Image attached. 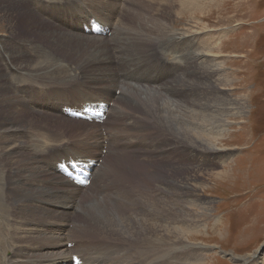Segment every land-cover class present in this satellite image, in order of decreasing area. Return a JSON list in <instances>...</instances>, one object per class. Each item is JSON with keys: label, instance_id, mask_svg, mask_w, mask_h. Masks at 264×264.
<instances>
[{"label": "bare ground", "instance_id": "6f19581e", "mask_svg": "<svg viewBox=\"0 0 264 264\" xmlns=\"http://www.w3.org/2000/svg\"><path fill=\"white\" fill-rule=\"evenodd\" d=\"M138 1L34 0L32 10L37 13L31 16L23 2L9 0V6L15 9L14 22L18 16L25 21L26 17H32L34 38L30 43L19 45V53L28 55L31 64L21 62L11 47L10 52L5 50L2 54L15 64V73L28 74L33 79L30 87L24 86L20 97L11 91L6 72L0 85V158L4 185L7 183L5 187L9 190L4 198L0 193V201L5 200L4 204L0 202V232L5 246L10 249V264H15L13 258L18 257L13 249L28 256L39 254L38 263L32 264H98V254L102 253L108 256V262L104 264H151L158 259L173 264H199L202 251L207 250L185 243H189L192 234L201 228L198 218L204 217V212L209 209L197 189L207 186L201 179L204 171L213 166L224 168L234 158L233 150L222 144L224 140L219 141L227 133L229 116L242 117L247 106L228 93V87L233 84L225 72L224 56L221 55L224 47L221 42L226 34L214 37L213 33H206L205 41H200L198 36L209 30L207 25H189L175 33L169 30L165 9L150 5L158 0L142 4ZM197 1L181 0L177 5L180 14L184 9L193 14ZM145 10L147 14L149 11L157 14L147 16ZM134 15H140L142 20L138 19L136 23L137 19H134L136 24L129 25L127 18ZM35 19L48 31L38 30L39 22L35 23ZM94 24L104 29L96 36ZM50 25L55 26L54 29H50ZM85 28L90 35L82 31ZM105 32L112 33L113 37L104 39ZM194 42L197 43L195 50L192 49ZM176 44H179L176 51L168 53L171 57L167 61L175 63L172 69L166 66L169 73L162 61L167 56L161 46L169 51L168 47ZM131 70L133 74H140L142 82L125 74ZM155 75L161 79L151 85L154 81L150 77ZM169 86L172 88L168 89ZM117 91H120L119 97ZM167 95L178 100L176 109L164 110L162 101ZM99 104L108 106L107 119L113 123L110 125L107 121L110 125L105 127L107 135L96 123L97 119L89 123L68 117L69 110L81 112L85 107L94 109ZM58 106L61 107L60 116L50 111H58ZM118 106H124V109L120 110ZM137 113L143 114L144 121L135 118ZM35 116L57 119L61 123L58 127L55 123L43 124ZM50 125L54 126L51 128ZM62 125L71 130L74 138L81 140L71 146L63 136L62 128L65 127ZM126 127L142 131L146 136L141 134L134 141L123 143L122 133ZM153 130L161 133L160 138L155 137L159 139L156 141L158 147L163 145L165 138L183 148L178 161L182 159L186 163L183 168L187 166V170L178 175L175 173L181 166L177 163L169 165V171L176 176L165 180L157 189L167 187L162 189L163 192L159 191L165 196L170 193L173 198L167 200L169 197L166 196L160 204L153 197L155 189H143L139 185L141 171L148 167L143 163L130 168L127 163L136 160L130 158V153L148 147L147 132L153 134ZM34 131L44 142L36 140L32 145L24 139L25 133ZM106 149L119 159L115 163L119 168L117 174L106 159L100 163ZM159 151L162 150L155 153ZM33 159L45 160L44 167L62 180L64 191L36 184L44 175L36 176ZM72 160L82 162L91 170L89 189L75 184L77 181H71L61 172L60 165ZM209 160L214 164L207 167ZM102 168L111 185L100 184V188L99 185L94 187L96 193L89 195ZM223 175L221 172L216 177ZM115 186L118 191L108 193ZM3 187L1 185V190ZM84 190L90 191L78 196ZM39 201H46L53 211L38 205ZM5 203L18 216L15 219L16 235L10 231L13 222L10 219L14 217ZM80 211L82 216L78 214ZM49 223L54 224L52 229L42 228L43 224ZM75 225L73 234L77 237L69 240ZM150 247L153 248L149 250ZM159 248H173V252L158 257L149 255L148 251ZM232 260L246 264L245 258L233 257Z\"/></svg>", "mask_w": 264, "mask_h": 264}, {"label": "rangeland", "instance_id": "374dc122", "mask_svg": "<svg viewBox=\"0 0 264 264\" xmlns=\"http://www.w3.org/2000/svg\"><path fill=\"white\" fill-rule=\"evenodd\" d=\"M20 1L24 3V7L29 12L27 10L26 11L30 13L31 16L33 14L36 15L37 10H32L34 0ZM169 1L171 3L167 5ZM135 2H137V0H135ZM142 2H148V0L138 1L139 4H142ZM197 2L198 5L195 7L193 14H191L188 9H184L183 13L180 14L181 10L177 5H180L181 0H158L150 5L155 7V9L160 6L161 9H165V16L168 14L166 18L168 19L167 21H169V30H172L175 33L180 32L186 27H189V25L195 27L207 25L209 26V30L203 31V34L198 36L200 41H205L207 37L206 33H213L214 37L218 36L220 33L227 35V37L223 38L221 42L222 45H224L221 55L224 56L223 59L225 62V72L229 74L230 80L233 84L228 87V93L233 99L242 101L245 104V107H247L242 117L229 116L227 121V133L225 137L219 141L221 143L224 140V143L222 144L227 146L228 148H226L228 150H233L232 155H234V158H232L228 164L224 166V168L213 166L209 171H204L202 174L204 179H201L207 184V186H204L202 190L197 189V193L199 196L203 197V200L208 204L207 209H209L206 211L207 213L204 212V217L198 218V220L201 222V228H199L198 232L192 234L193 238L191 237L189 243H185L186 245L200 248L204 247L207 249L205 252L202 251V256H200L201 261L199 264H237L236 261L232 260L233 257L239 258L241 260L245 258L246 264H264V0H198ZM10 4L11 3H9V0H0V85L2 83V76L5 75L6 72L9 78V86L11 91L17 97H20V95L23 93L22 91L24 86H26V88L30 87L33 83V79L28 74L20 75L15 73L13 71L15 64L9 62L7 60L9 58L3 56L2 54L5 50V52H10L12 49L13 54L21 62L31 64L32 60L28 55L19 53V45L34 41V38L31 34L32 17H26L27 21H25V19H21L18 16V19L14 22L13 11L15 9L12 10V8L9 6ZM171 4L174 6L171 7ZM132 5H130V7ZM145 11L146 13H144L147 14V10ZM150 12L151 11H149V14H157ZM149 14H147V16H149ZM141 18L142 17L140 15H134V17H131V19L129 17L127 18L128 20H126L130 25L133 23H138V19L141 21ZM134 19H137L136 23ZM36 21L39 22L35 19L34 22L36 23ZM13 22L15 23V26ZM113 23L116 24L117 22L114 20ZM51 26L53 25L48 27L50 29H54L55 26L52 28ZM37 29L43 32L48 31V29L41 22H39V27ZM82 31L90 35V32L87 28ZM76 32L78 33L80 31ZM111 37H113L112 33H107L103 36L104 39L109 40ZM215 41L216 40H214V42ZM178 46L179 44L168 47L169 51L166 50L164 45L161 46L163 52L166 53L165 56H167L164 60H162L165 67L168 66L170 69H172V67L175 65L174 62L167 61L171 57V54L168 55V53L175 52ZM196 47L197 43L194 42L192 49L195 50ZM213 53L217 54V52ZM57 54L62 56L61 53ZM154 62L156 63L155 60ZM154 66H156V64ZM168 67H166L167 71ZM145 68H143L142 71L146 72ZM125 74H127L129 78L134 77L135 81L138 79L142 82L140 74L137 75L136 72L133 74V70ZM150 79L154 81L151 83V85H156L161 77L159 75H155L150 77ZM171 88V86L168 87V89ZM119 95L120 91H117L116 96L119 97ZM167 96L164 97L162 101L164 104V110L170 111L174 108L176 109V107L179 105L178 100L171 95ZM114 104V101L111 102L112 106ZM118 107L120 110L124 109V106ZM58 108V111H50L54 112L55 114L58 113L60 116L61 107L58 106ZM137 115L138 116L135 117L137 120L144 121L142 119L143 114L137 113ZM35 118H38L39 122L43 124L55 123L57 127L61 123L57 119L54 121L53 118H47L44 116H35ZM109 119L104 121L105 124L99 123V126L105 134V127L113 125ZM107 121H109L111 124L108 125ZM30 122L33 123V121ZM50 126L52 128L54 125ZM62 126L65 127L64 125ZM62 129L65 140L70 142L71 146L77 144V142L81 140L79 138H74V134L70 129L67 130V127ZM141 134L142 131L126 127V130H124L122 133L123 143L134 141L136 138H138V135ZM142 135L146 136V133ZM160 135L161 133L159 131H154L153 134L149 133V135L147 132L146 142L148 147H145V150L138 148L139 150H136L137 152L134 153L135 155L130 153V158L132 157L136 160H134V162H127L130 163V168H135L136 166L139 167L141 166L140 164L143 163L148 167L147 169L141 171V180L139 185L143 189H155L156 191L154 190L153 192L156 194L158 193V196L153 192L152 194H154L153 197L155 200L157 198L156 201L158 204H160V202H164L167 198L166 196L169 197L167 200L173 198L172 194L170 193L166 196L164 193H162V189L167 187L164 186L165 188L162 187L161 189H157V187L163 184L165 180L175 178L176 175L174 176L173 172L169 171V165H175L177 163L179 166H181V168H179L180 171L175 173L178 175L187 170V166L183 168L186 165L185 161L182 159L179 160L181 162L178 161V157L181 156L183 148L178 146V143L173 142L172 139H167L165 141V138L162 140L163 145L158 147L156 141L159 139L155 137L160 138ZM24 139L30 142L32 145L36 140H41L44 142V139L39 137L35 131L25 133ZM155 149L162 151L155 153ZM151 150L153 152H151ZM104 159H106V163L108 161L109 166H114L112 171L117 174L119 168L115 165V163L118 162L119 159H116V157L113 155L111 156L107 149L103 150L102 160L100 163H102ZM44 161L39 162L33 159V162L37 168L36 176L41 177L44 175V177H42L40 181H37L36 184L50 189H59L64 191V183H62L61 179L56 178L52 173L46 170L43 165ZM0 164V182L3 180V184H0L2 187L4 186L3 189L5 188L4 190H1L0 185V193L2 198H4L3 196L6 195L7 191L9 190L7 187H5L7 186V183L4 185L5 175L2 176L4 171L1 158ZM213 164L214 162L212 160L206 162L207 167H210ZM221 172L224 173V175L219 178L216 177V175H219ZM57 184L58 186L56 187ZM100 184L102 186L111 185L105 175V170H103V168L99 170L97 180L95 185H93L90 189L91 191L84 190L79 193L78 196H83V194L87 193V191H90L89 195L96 193L94 191V187H98L99 185L98 188H100ZM89 188L90 187H88V189ZM115 190L118 191L116 186L108 190V193L110 191L111 193H114ZM2 191H4L5 194L2 193ZM76 197L77 193L75 195V198ZM1 201H3L4 204L5 200L2 199ZM37 204L48 208L50 207L46 201H39ZM0 205H2V203H0ZM5 206L8 207L10 205L5 203ZM8 209H10V207H8ZM12 210L13 209H10L9 211L11 215L13 214L12 216L14 218H12L13 220L10 219V221L13 222H11L9 228L10 231L16 235V233H18V225L16 224L17 220L15 219H17L16 217L18 216ZM73 212L74 214H77L75 211ZM78 214L81 216L83 215L81 211L78 212ZM151 219L153 220V218ZM28 221L31 222V219H28ZM53 225V223L43 224L42 228L52 229ZM140 227L141 226L139 225L136 229L139 230ZM75 231L76 225L75 229L68 237L69 240L76 239L77 236L73 234ZM171 239H174V237H171ZM151 248L153 247H150L149 250ZM9 250L10 249L5 246L4 236L0 232V264H10L12 262ZM13 251H15V253L18 255V257L13 258V262L15 264H19L21 262H28L30 264L33 262L38 263L39 254L28 256L17 252L15 249H13ZM172 252L173 248H159V250L154 249L152 251H148L149 255L155 254V257L160 255H169ZM98 257L100 258L98 264H104L105 262H108V256H105L103 253L98 254ZM72 258L74 259V257ZM151 264L173 263L168 262L165 259H158L156 262Z\"/></svg>", "mask_w": 264, "mask_h": 264}]
</instances>
